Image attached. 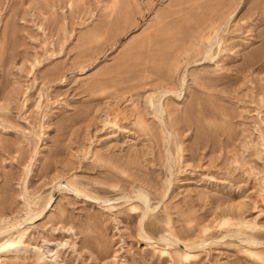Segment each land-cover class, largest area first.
<instances>
[{
  "label": "rangeland",
  "instance_id": "obj_1",
  "mask_svg": "<svg viewBox=\"0 0 264 264\" xmlns=\"http://www.w3.org/2000/svg\"><path fill=\"white\" fill-rule=\"evenodd\" d=\"M15 221L0 264H264V0H0Z\"/></svg>",
  "mask_w": 264,
  "mask_h": 264
},
{
  "label": "bare ground",
  "instance_id": "obj_2",
  "mask_svg": "<svg viewBox=\"0 0 264 264\" xmlns=\"http://www.w3.org/2000/svg\"><path fill=\"white\" fill-rule=\"evenodd\" d=\"M40 29V28H39ZM214 33V32H213ZM213 37H211V35L210 36H208L207 37V39H206V42H205V44H206V46H207V51H209V50H211L212 49V47H213V45L215 44V39H216V37H217V35L216 34H214V35H212ZM161 90V89H160ZM169 90V89H168ZM172 90V89H171ZM150 93H152V92H150ZM164 93H167V92H164ZM171 94V93H173L172 91H168V94ZM169 94V95H170ZM175 94V93H174ZM164 95H166V94H164ZM130 100V99H129ZM144 102L143 103H145L146 105H149L150 107H152V109H154V102H153V100H152V94H148L146 97H144V100H143ZM159 101H161V100H159ZM125 102H128V100H125ZM130 102V101H129ZM116 105H117V103H116ZM118 106V105H117ZM156 107L157 108H159V110H157V112L155 111V113H154V119H157L158 120V122H160V123H163V120H162V118H161V116H162V114L164 113V110H163V108H162V106H161V104L160 103H158L157 105H156ZM109 108V107H108ZM113 109V108H112ZM158 111H159V114H158ZM106 113V115L108 116L109 115V112H111L109 109L108 110H106L105 111ZM112 112H116L115 114L116 115H120L122 112H120L118 109H115V110H112ZM127 113V112H126ZM125 113V114H126ZM106 115H105V117H106ZM122 115H124V114H122ZM127 115V114H126ZM126 117V116H125ZM119 118V117H118ZM121 118V117H120ZM119 118V119H120ZM106 119V118H105ZM121 119H123V118H121ZM104 120V119H103ZM125 120H127V117H126V119ZM104 122H107V121H104ZM122 122V121H121ZM123 124V123H122ZM106 125H108V123L106 124ZM163 126V125H162ZM119 129H121V130H123L124 131V127H120L119 126ZM126 132V131H125ZM62 186V185H61ZM61 186H60V184H59V186H58V188L59 189H61ZM63 188V187H62ZM138 195L141 197L140 199H141V201L143 202V204L144 205H147V197L146 196H144L143 195V192H141V191H139L138 192ZM104 202V201H103ZM48 205L49 204H47L46 206H44L42 209H41V211L40 212H38V213H35V214H32L31 212H29L27 215H26V218L24 219V222H27V221H31V220H33V219H36V218H39L43 213H44V211L46 210V208L48 207ZM236 208H238V206L236 207ZM146 215L144 214L143 216H142V218L141 219H143L144 217H145ZM20 225V222L19 221H15L13 224H12V226H11V228H1L0 229V234H2V233H6V232H9L10 230H13V229H16L18 226ZM143 235V234H142ZM142 235H139L140 237H144L143 239H145L146 238V236H142ZM142 239V238H141ZM146 240H148V238L146 239ZM163 240V239H162ZM13 253V252H15V253H17L18 252V248H17V244H15L14 242H9V243H5V245L4 246H2L1 247V249H0V254H7V253Z\"/></svg>",
  "mask_w": 264,
  "mask_h": 264
}]
</instances>
